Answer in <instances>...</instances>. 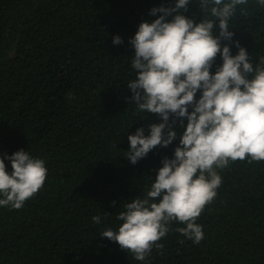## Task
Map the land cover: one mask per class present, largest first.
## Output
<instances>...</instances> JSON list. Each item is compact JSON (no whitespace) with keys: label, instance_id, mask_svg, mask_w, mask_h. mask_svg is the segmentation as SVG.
Wrapping results in <instances>:
<instances>
[{"label":"trees","instance_id":"obj_1","mask_svg":"<svg viewBox=\"0 0 264 264\" xmlns=\"http://www.w3.org/2000/svg\"><path fill=\"white\" fill-rule=\"evenodd\" d=\"M174 3L0 0V158L23 149L47 169L42 188L21 209L0 206V264H264V160L216 169L221 185L195 221L204 234L199 243L173 221L158 241L163 248L138 261L99 233L118 229V214L146 195L162 158H172L179 144L178 135L134 165L126 158L128 135L141 126L148 135L149 124L160 122L127 99L135 78L129 38L141 21L155 18L151 8ZM184 14L199 22L198 0ZM229 27L259 64L264 6L238 5ZM115 35L122 44L112 43ZM223 43L237 53L231 41ZM221 63L217 54L210 71ZM174 130L182 131L178 123Z\"/></svg>","mask_w":264,"mask_h":264},{"label":"clouds","instance_id":"obj_2","mask_svg":"<svg viewBox=\"0 0 264 264\" xmlns=\"http://www.w3.org/2000/svg\"><path fill=\"white\" fill-rule=\"evenodd\" d=\"M247 2L198 0L202 18L194 22L184 14L190 0H175L174 5L151 8L149 15L155 18L141 21L129 38L135 78L127 82V99L137 111L156 114L160 122L149 124L148 135L143 126L128 135L126 158L134 165L179 135L173 157L162 158L150 190L118 214V229L99 232L138 261H144L153 247L163 248L158 241L171 231L173 221L185 225L177 232L199 243L204 234L195 221L221 185L216 169L230 161L264 160V57L254 66L249 53L232 40L229 27L237 6ZM258 3L264 6V0ZM222 41H231L237 53L232 55ZM112 43L123 41L115 35ZM217 54L222 63L212 72ZM177 123L179 134L174 130ZM46 174L44 160L27 151L5 153L0 158V206L21 209L42 188ZM92 220L99 223L100 217Z\"/></svg>","mask_w":264,"mask_h":264}]
</instances>
